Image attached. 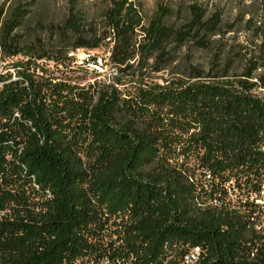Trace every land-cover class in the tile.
I'll return each mask as SVG.
<instances>
[{
    "label": "trees",
    "instance_id": "1",
    "mask_svg": "<svg viewBox=\"0 0 264 264\" xmlns=\"http://www.w3.org/2000/svg\"><path fill=\"white\" fill-rule=\"evenodd\" d=\"M64 1L63 47L49 55L18 33L35 1L0 4V54L29 57L15 80L0 72V264H164L176 244L201 246V264H234L242 241L264 243L251 221L264 222V20L192 4L179 27L166 8L146 25L131 0H107L101 32ZM107 41L113 81L81 85L38 65L68 68ZM149 69L164 85L141 80Z\"/></svg>",
    "mask_w": 264,
    "mask_h": 264
},
{
    "label": "rangeland",
    "instance_id": "2",
    "mask_svg": "<svg viewBox=\"0 0 264 264\" xmlns=\"http://www.w3.org/2000/svg\"><path fill=\"white\" fill-rule=\"evenodd\" d=\"M30 0H0V4L6 3H26ZM34 4L31 7L28 20L19 30V36L23 45L34 47L35 54H43L51 52V49L58 44L61 48L60 36L63 35L62 26L68 17L69 4L64 0H34ZM107 0H76V7L78 11V19L85 21L87 25L96 24L99 27V31L104 30V13L107 7ZM140 10L142 17L147 25L149 22L157 17L160 8L169 9L172 12L170 18L166 20V23L173 26H181L183 21L188 15V7L192 4H197L208 9V12L212 14L215 11H221L225 20H232L238 10H242L246 13H252L257 17L258 21L264 20V0H131ZM86 29V28H85ZM91 32L90 28L87 27ZM92 34V33H89ZM70 37V36H69ZM91 37V35H89ZM140 39L143 36L139 37ZM72 39V44H77L76 39ZM247 39L242 37L240 43L248 45L249 49L252 46L251 43L246 42ZM23 46V47H24ZM113 44L109 41L104 43L97 51L89 52L86 49L77 50L72 56V66L65 68L64 66L56 67L53 61H42L39 64L45 65V69L48 70V74L54 78H67L72 77L73 81L81 85H88L94 81H111L117 76V71L108 64L109 52ZM45 51V52H44ZM90 55V56H88ZM181 57L186 60L193 59L194 63L207 67L210 61L207 53L201 52H188L184 49L181 53ZM102 60L103 65L99 68H95V64L92 59ZM29 57L25 56L23 52L20 56L9 59L4 58L0 54V72L4 74H11L13 80H15L18 69L17 65L27 62ZM150 63L149 65H151ZM77 67H80L78 69ZM84 70H89V74H86ZM92 71H96L100 76L92 75ZM140 71L141 80L144 83L152 85H164V80L168 78L167 74H155L151 72V69ZM97 77V78H96ZM264 196V194H263ZM236 202H240L243 199L232 196ZM253 201V200H250ZM255 203L264 208V197L254 199ZM110 226L116 227L115 224ZM115 229V228H114Z\"/></svg>",
    "mask_w": 264,
    "mask_h": 264
},
{
    "label": "built area",
    "instance_id": "3",
    "mask_svg": "<svg viewBox=\"0 0 264 264\" xmlns=\"http://www.w3.org/2000/svg\"><path fill=\"white\" fill-rule=\"evenodd\" d=\"M90 56V55H88ZM95 68H99V66L103 65V61L97 60L94 63ZM251 221L254 223L253 228H260V235H264V222H260L256 216L251 218ZM183 246L184 245H169L167 249V253H173L164 260V264H183V263H196L201 264L204 260V249L201 246H191L195 247V254H184L183 253ZM261 249H263V245H259V249H251V248H244L242 244V252H249L251 255V261H258L261 258ZM108 262H111L110 257H106ZM237 259V255L235 257ZM239 260V259H238ZM133 258H130V262L128 264H134ZM88 264H97L90 261Z\"/></svg>",
    "mask_w": 264,
    "mask_h": 264
},
{
    "label": "bare ground",
    "instance_id": "4",
    "mask_svg": "<svg viewBox=\"0 0 264 264\" xmlns=\"http://www.w3.org/2000/svg\"><path fill=\"white\" fill-rule=\"evenodd\" d=\"M262 210V209H261ZM256 212V211H255ZM234 215V214H233ZM241 216V215H240ZM244 218V217H243ZM247 219V217H246ZM249 224V223H248ZM247 225V224H245ZM244 225V226H245ZM243 226V227H244ZM246 228V227H245ZM244 229V228H243ZM249 230V229H248ZM255 231V234L258 237H263L264 235H260V228H254L253 229ZM249 232V231H248ZM249 234V233H248ZM248 237V236H247ZM251 237V236H250ZM256 237V236H255ZM261 239V238H260ZM254 240V239H253ZM252 241V240H251ZM247 242V241H246ZM240 243V242H239ZM242 244L244 246V248H251V249H259V245H263L264 243L261 240H255L254 242H248V243H244L243 241L239 244L238 248L236 249V253H237V259H233L234 260V264H256L258 263V261H251V255L249 254V252H242ZM179 245V244H176ZM169 245H166L165 248L166 250L168 249ZM236 247V246H235ZM208 251V250H207ZM262 252V249H261ZM264 252V251H263ZM262 252V253H263ZM183 253L184 254H195V247H190V246H183ZM233 253V254H236ZM261 253V255H262ZM208 254V253H207ZM110 255V254H109ZM108 256V255H107ZM106 256V257H107ZM205 251H204V257H205ZM106 257H102L100 259H97L96 261H93L94 263L97 264H128V262H130V259L127 258H121L117 257L114 259H111V262H108ZM111 257V256H109ZM115 257V256H114ZM208 257V256H207ZM239 259V260H238ZM219 260V259H218ZM217 260V262H218ZM232 260V261H233ZM229 262V261H228ZM214 263V262H213ZM183 264H196V263H183ZM215 264V263H214ZM228 264V263H227Z\"/></svg>",
    "mask_w": 264,
    "mask_h": 264
}]
</instances>
